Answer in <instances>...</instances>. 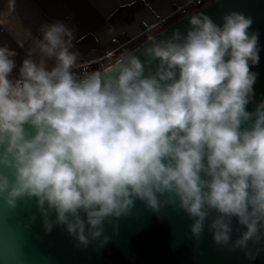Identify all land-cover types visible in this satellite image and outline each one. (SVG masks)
Here are the masks:
<instances>
[{"label":"clouds","instance_id":"9594fccd","mask_svg":"<svg viewBox=\"0 0 264 264\" xmlns=\"http://www.w3.org/2000/svg\"><path fill=\"white\" fill-rule=\"evenodd\" d=\"M186 18L185 33L150 36L143 60L141 44L96 69L59 21L26 32L16 75V51L0 46V206L34 201L45 232L63 225L83 246L109 242L105 224L118 231L137 201L183 210L197 239L208 221L217 245L233 218L246 229L234 249L264 237V101L247 110L259 35L240 12Z\"/></svg>","mask_w":264,"mask_h":264},{"label":"water","instance_id":"95a60500","mask_svg":"<svg viewBox=\"0 0 264 264\" xmlns=\"http://www.w3.org/2000/svg\"><path fill=\"white\" fill-rule=\"evenodd\" d=\"M201 11L217 25L222 24L224 14L232 11L252 18L249 32L258 33L260 51L259 63L251 66L257 79L247 110L255 111L256 105L264 101V0L213 1L189 15ZM188 26L183 17L164 29L163 35L156 33L157 39L170 37L175 29L185 33ZM147 46L141 45L136 52L142 60ZM33 215L36 219L30 222ZM50 219L54 221L55 215ZM115 222L119 224L118 231L111 223L105 224L109 242L101 246L100 241H93L83 246L63 225L54 224L50 232H45L34 201H20L14 210L0 206V264H264V237L259 242L250 241L246 249L232 247V242L246 230L236 218L228 245L214 242L208 221L197 239L190 230L193 220L174 206L164 208L158 215L137 201L133 215Z\"/></svg>","mask_w":264,"mask_h":264},{"label":"crops","instance_id":"0c3cea01","mask_svg":"<svg viewBox=\"0 0 264 264\" xmlns=\"http://www.w3.org/2000/svg\"><path fill=\"white\" fill-rule=\"evenodd\" d=\"M193 0H15V11L8 13L9 0H0V46L16 51L17 68L27 56L32 41L26 38L30 31L33 38L41 36L45 24L63 22L74 30L73 51L82 61H91L104 51H111L113 38L122 33L137 37L144 29L156 25L159 20L170 17L174 8L183 7ZM215 0H206L211 3ZM140 2L143 7L134 21L118 29L108 25L109 18L120 8ZM157 32L138 40L132 49ZM23 44V47L20 44ZM100 52H97V51Z\"/></svg>","mask_w":264,"mask_h":264},{"label":"built area","instance_id":"2783aa9c","mask_svg":"<svg viewBox=\"0 0 264 264\" xmlns=\"http://www.w3.org/2000/svg\"><path fill=\"white\" fill-rule=\"evenodd\" d=\"M208 3L206 0H193L192 2L188 3L187 5L183 7H176L174 8V11L170 15V17L166 19L159 20L155 26L151 28L144 29L137 37H130L125 33H122L119 37L113 38L111 40L112 45L114 48L111 51L104 52L102 55L97 57L94 60L86 61L89 62L91 65V68L96 69L100 68L107 63L113 61L114 57H117L118 55L124 53L127 50H132L134 44L142 39L146 38L148 35H150L154 30L159 31L160 28L165 27L168 25L170 21H177L183 17H186L190 13L204 7ZM99 52V50L97 51ZM79 71V69H77Z\"/></svg>","mask_w":264,"mask_h":264},{"label":"trees","instance_id":"16d2710c","mask_svg":"<svg viewBox=\"0 0 264 264\" xmlns=\"http://www.w3.org/2000/svg\"><path fill=\"white\" fill-rule=\"evenodd\" d=\"M143 7L142 3L137 2L133 3L130 5H127L125 7H122L118 9L108 20V25L114 29H118L124 25L130 24L131 22L134 21L136 13ZM174 21H170L168 25H166L163 28H160L159 31L166 29L170 24H172ZM140 45V44H139ZM100 52V51H99ZM106 52V51H104ZM121 55V54H120ZM120 55L117 57L113 58V61L118 58Z\"/></svg>","mask_w":264,"mask_h":264},{"label":"rangeland","instance_id":"374dc122","mask_svg":"<svg viewBox=\"0 0 264 264\" xmlns=\"http://www.w3.org/2000/svg\"><path fill=\"white\" fill-rule=\"evenodd\" d=\"M163 30H164V29H163ZM163 30H161V31H163ZM154 32H157V33H158V32H160V31L154 30L152 33H154ZM155 34H156V33H155ZM111 44H112V43H111ZM113 47H114V46H113Z\"/></svg>","mask_w":264,"mask_h":264}]
</instances>
